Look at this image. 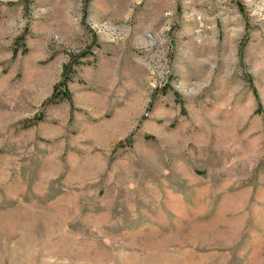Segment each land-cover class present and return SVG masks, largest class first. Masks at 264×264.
Here are the masks:
<instances>
[{"label": "rangeland", "instance_id": "374dc122", "mask_svg": "<svg viewBox=\"0 0 264 264\" xmlns=\"http://www.w3.org/2000/svg\"><path fill=\"white\" fill-rule=\"evenodd\" d=\"M0 264H264V0H0Z\"/></svg>", "mask_w": 264, "mask_h": 264}, {"label": "trees", "instance_id": "16d2710c", "mask_svg": "<svg viewBox=\"0 0 264 264\" xmlns=\"http://www.w3.org/2000/svg\"><path fill=\"white\" fill-rule=\"evenodd\" d=\"M237 5L240 7V10H243L240 3L238 2ZM243 12V11H242ZM25 37L21 36L16 41L17 44L21 43V46L25 50ZM90 53L87 51H83L77 55H71L70 60L64 64L63 66V74L61 80L56 84L54 93L52 96L43 104L44 106L51 103H60V102H68L70 105H73V95L69 89V83L72 81V77L75 74V67L80 63L81 59L86 58ZM256 95V92L254 91ZM257 96V95H256ZM42 120L41 117H37L33 119L32 124H36Z\"/></svg>", "mask_w": 264, "mask_h": 264}]
</instances>
